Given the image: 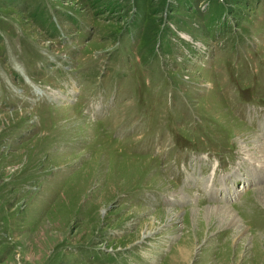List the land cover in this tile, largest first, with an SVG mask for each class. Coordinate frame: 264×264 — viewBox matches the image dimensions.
<instances>
[{
  "label": "rangeland",
  "instance_id": "374dc122",
  "mask_svg": "<svg viewBox=\"0 0 264 264\" xmlns=\"http://www.w3.org/2000/svg\"><path fill=\"white\" fill-rule=\"evenodd\" d=\"M263 143L264 0H0V264H264Z\"/></svg>",
  "mask_w": 264,
  "mask_h": 264
},
{
  "label": "bare ground",
  "instance_id": "6f19581e",
  "mask_svg": "<svg viewBox=\"0 0 264 264\" xmlns=\"http://www.w3.org/2000/svg\"><path fill=\"white\" fill-rule=\"evenodd\" d=\"M258 141V140H257ZM258 143H260V142H258ZM264 144V143H263ZM257 145H260V144H257ZM264 146V145H263ZM262 148V147H261ZM259 152H261L262 153V155H261V157H263L264 156V147H263V149H261ZM259 194V193H258ZM261 197V196H260ZM236 217V216H235Z\"/></svg>",
  "mask_w": 264,
  "mask_h": 264
}]
</instances>
